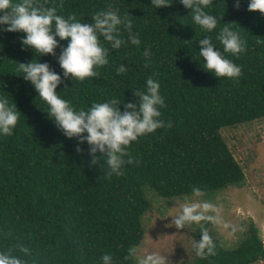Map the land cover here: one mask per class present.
<instances>
[{
	"label": "trees",
	"instance_id": "obj_1",
	"mask_svg": "<svg viewBox=\"0 0 264 264\" xmlns=\"http://www.w3.org/2000/svg\"><path fill=\"white\" fill-rule=\"evenodd\" d=\"M234 2L213 0L205 9L218 21L209 33L194 23L191 10L180 0H168L171 6L158 9L151 0H63L57 14H75L81 23H92L94 12L112 6L120 17L131 19L132 33L141 41L139 47L131 44L121 28L127 43L115 50L99 37L110 50L109 63L96 69L99 78L84 81L63 78L57 57L67 40L57 37V57H39L31 48L23 49L25 33L4 32L7 25H0V97L16 105L20 114L13 135H0V252L22 244L31 255L13 254L27 264H103L105 254L113 256L114 264H136L134 258L124 257L144 237L142 218L151 208L147 195L191 196L195 187L209 195L243 183L244 171L220 129L264 117V44L256 43L264 40V15L247 10L250 0H240L239 10ZM59 3L47 0L46 6ZM226 24L247 41V51L239 57L224 52L217 39ZM205 37L241 67L238 80L218 78L203 68L199 40ZM149 47L151 57L146 60L143 52ZM34 58L62 77L57 94L77 111L113 98L123 111L125 101L137 99L133 90L146 92L151 77L160 84L166 104L159 108V119L172 126L139 137L128 149L136 162L123 166L124 175L108 179L105 161L91 164L87 142L79 145L83 151L78 153V140L58 130L34 85L16 72L18 63ZM121 64L128 71L118 75ZM210 236L216 255L196 256L192 264H252L264 259V232L261 237L253 225L231 249ZM194 238H201L200 226Z\"/></svg>",
	"mask_w": 264,
	"mask_h": 264
},
{
	"label": "clouds",
	"instance_id": "obj_2",
	"mask_svg": "<svg viewBox=\"0 0 264 264\" xmlns=\"http://www.w3.org/2000/svg\"><path fill=\"white\" fill-rule=\"evenodd\" d=\"M46 3L47 0L45 3H40L39 0H21L18 3H14V0H0V25H7L2 29L4 32L25 33L26 36L21 38L23 49L31 48L39 57L46 55L57 57L56 49L61 47L59 41L67 40V46L62 48L57 57L64 79L84 81L87 78H99L100 73L96 69L108 65L110 51L101 44L99 39L101 36L111 45V49L118 50L127 43L121 38L123 28L127 31L131 44L137 47L141 44L138 34L132 33L131 19L120 17L112 6L107 10L94 12L92 23H81L75 14H70L67 18L57 14L58 8L60 10L64 8L63 0H60L58 6L49 7ZM180 3L191 10L192 20L203 31L210 33L217 27V18L205 11L213 0H180ZM151 4L156 9L171 6L168 0H151ZM234 7L240 9V0H235ZM247 10L258 11L264 15V0H250ZM217 39L222 44L224 52L233 56L239 57L242 52L247 51V41L227 24ZM256 43L264 44V40L258 39ZM143 56L146 60L150 59V47L145 49ZM199 56L205 62L203 68L218 78L238 80L242 75L241 67L224 58L213 45L211 37L199 40ZM148 66V63H145V67ZM116 71L121 75L128 69L121 64ZM16 72L34 85L38 97L47 104L48 116L58 130L67 138L78 140L76 151L82 152L83 149L79 145L87 142L92 156L91 164L95 166L100 160L105 161L108 169L105 175L108 179L113 175H124L123 166L136 162L128 149L139 137L172 126L171 122L165 124L159 119L161 116L159 108L166 107V104L160 95V84L151 77L146 81V92L133 90L137 99L135 102L125 101L123 111L120 101L115 98L107 103H94L88 110L77 111L57 94V88L63 80L50 64L41 63L34 58L29 63H18ZM65 88H68L67 85ZM19 115L16 105H10L6 97H0V135H13ZM125 157L128 159L125 160ZM203 194L199 187L193 188L191 199L186 196L185 202L176 204L179 212L172 216L169 226L182 230L199 225L201 238L193 241L192 247L196 256L207 259L216 255V246L204 223L219 225L221 218L220 209L216 205L198 199ZM224 227L227 228L228 225L224 224ZM14 251L31 255L28 247L17 244L14 249L9 248L6 252H0V264H27L14 255ZM133 258L136 259V264H167L166 258L159 253L140 255L135 247L129 248L128 255L124 257L125 260ZM102 261L103 264H114L113 256L110 254L103 255Z\"/></svg>",
	"mask_w": 264,
	"mask_h": 264
},
{
	"label": "rangeland",
	"instance_id": "obj_3",
	"mask_svg": "<svg viewBox=\"0 0 264 264\" xmlns=\"http://www.w3.org/2000/svg\"><path fill=\"white\" fill-rule=\"evenodd\" d=\"M220 133L241 165L245 179L238 185L204 193L198 199L216 205L220 209L221 224L208 222L207 229L213 236L222 240L226 248L236 247L250 226L264 232V117L222 127ZM150 192H147L149 194ZM192 196V195H191ZM191 196H187L191 199ZM151 208L145 212L142 221L145 234L135 248L140 255L159 253L167 264H192L196 258L192 247L194 234L199 225L192 229H177L169 226L172 216L179 212L176 204L185 202L186 196L161 198L147 195ZM224 224L228 227L225 228ZM134 263L136 259L134 258ZM252 264H264V259Z\"/></svg>",
	"mask_w": 264,
	"mask_h": 264
}]
</instances>
